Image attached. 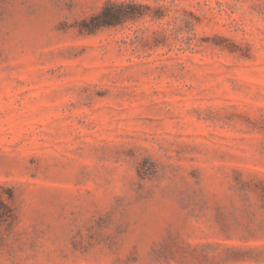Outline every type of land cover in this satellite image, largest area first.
<instances>
[{
	"label": "rangeland",
	"instance_id": "rangeland-1",
	"mask_svg": "<svg viewBox=\"0 0 264 264\" xmlns=\"http://www.w3.org/2000/svg\"><path fill=\"white\" fill-rule=\"evenodd\" d=\"M0 264H264V0H0Z\"/></svg>",
	"mask_w": 264,
	"mask_h": 264
},
{
	"label": "trees",
	"instance_id": "trees-1",
	"mask_svg": "<svg viewBox=\"0 0 264 264\" xmlns=\"http://www.w3.org/2000/svg\"><path fill=\"white\" fill-rule=\"evenodd\" d=\"M113 22L110 21V20H106V18H101L100 22L97 24V26H102V25H110L112 24Z\"/></svg>",
	"mask_w": 264,
	"mask_h": 264
}]
</instances>
